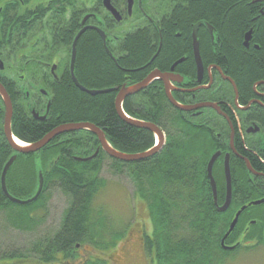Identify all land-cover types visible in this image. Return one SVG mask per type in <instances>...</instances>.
<instances>
[{
    "label": "flooded vegetation",
    "instance_id": "obj_1",
    "mask_svg": "<svg viewBox=\"0 0 264 264\" xmlns=\"http://www.w3.org/2000/svg\"><path fill=\"white\" fill-rule=\"evenodd\" d=\"M108 2L116 14L104 0H0V86L12 107L11 130L13 122L56 124L52 129L66 123L88 122L63 120L55 102L60 87L73 86L80 90L74 76L84 87L79 77V60L87 37L93 36L119 76L113 74L104 88H84L109 89L105 93H114L115 100L123 86H134L154 75L145 88L124 98L123 111L127 101L139 116L125 112L128 117L151 122L162 131L164 141L158 152L167 145V127L175 129L174 145L179 153L183 135L192 139L195 163L204 166L202 181L209 186L215 207L207 166L212 155L218 153L211 176L216 203L220 206L226 195L227 157L231 181L229 207L236 206L232 219L244 207L239 218L245 215V227L262 222L263 244L257 248H264V0ZM234 12L242 13L239 45L231 40L229 32V20ZM100 33H104V39ZM138 35L148 45L140 65L126 59H130L127 45ZM229 49L239 60H251L253 67L234 74ZM249 75H252L250 82ZM5 110L0 94V137L3 138ZM72 132L55 138L63 140V134ZM151 134L154 142L156 137ZM98 147L90 155L73 158H87ZM100 151L110 160L137 162L110 157L101 148L94 158ZM254 201L261 202L253 204ZM146 236H141L144 255ZM238 244L251 246L254 241L238 240L230 246L234 249ZM76 246L78 256L81 248L87 255L91 252L85 246Z\"/></svg>",
    "mask_w": 264,
    "mask_h": 264
},
{
    "label": "trees",
    "instance_id": "obj_2",
    "mask_svg": "<svg viewBox=\"0 0 264 264\" xmlns=\"http://www.w3.org/2000/svg\"><path fill=\"white\" fill-rule=\"evenodd\" d=\"M241 16V12H234L229 20L231 40L238 45L241 38ZM147 49L145 38L138 35L127 45L130 59H126L140 65ZM229 53L233 56L230 65L234 74L241 69L249 71L253 67V62L248 58L239 60L232 50L229 49ZM79 70V77L85 84L83 86L90 89L104 88L114 75L119 76L113 72L112 62L93 36L86 39ZM249 77L250 82L252 75ZM113 102L112 92L90 96L73 86H65L58 91L55 108H59L61 118L65 121L96 124L108 143L117 150L129 153L150 148L154 143L151 132L134 128L122 120ZM123 107L128 115L139 117L127 101ZM55 125L13 122L12 132L21 140L31 143L42 138ZM183 136L181 153L174 145L175 129L167 127V145L161 152L134 164L111 159L110 167L118 175L125 173L131 176L137 186L136 193L147 206L152 232L150 237H145L144 247L147 253L154 254L156 264H224L228 255L243 248L245 251L255 249L263 244V225L258 221L255 225L245 227L246 217L241 216L224 243L230 246L241 240L244 243L254 241V244H238L233 250L227 251L222 249L220 240L232 221L236 206L232 205L225 212L217 211L211 201L210 188L203 183L204 166L195 163L192 153L194 143L186 135ZM61 139L55 138L35 153L18 154L11 149L5 138L0 137V176L9 157L14 153L17 155L6 176L7 189L12 196L21 199L31 197L37 189L38 171L42 172L44 178L41 195L28 205L10 202L2 193L0 185V211L5 210V219L10 225L18 229L29 228L33 220L28 212L37 203H42L45 191L52 186L58 187L70 199L61 227L52 237L39 239L28 252L19 247L0 248V264H27L33 260L41 264H110L98 253L96 257L88 256L84 260L75 261L78 256L76 244L86 238L95 242L100 233L97 221L91 217V199L103 186L99 173L100 158L104 154L100 151L96 158L86 162L73 158L74 155H90L99 145L98 139L89 131L63 134ZM114 245L111 242L109 246Z\"/></svg>",
    "mask_w": 264,
    "mask_h": 264
},
{
    "label": "rangeland",
    "instance_id": "obj_3",
    "mask_svg": "<svg viewBox=\"0 0 264 264\" xmlns=\"http://www.w3.org/2000/svg\"><path fill=\"white\" fill-rule=\"evenodd\" d=\"M110 165L109 157L100 158L99 177L103 179V186L91 199V217L97 221L100 233L95 242L86 238L77 243L91 252L87 255L81 248V256H77L75 261L84 260L88 256L96 257L98 253L110 264H156L154 254L145 252L144 255L141 246V236L150 237L152 232L147 206L136 193L137 186L131 176L115 174ZM69 205V197L58 187L52 186L45 191L42 203H37L28 212L33 220L29 228L13 227L5 219V210L0 211V248L19 247L28 252L39 239L52 237L59 230ZM111 242L115 245L109 246ZM85 254L87 256L84 258ZM226 259L224 264H264V248L256 251L248 249L247 252L228 255ZM31 262L27 264H41L34 260Z\"/></svg>",
    "mask_w": 264,
    "mask_h": 264
},
{
    "label": "water",
    "instance_id": "obj_4",
    "mask_svg": "<svg viewBox=\"0 0 264 264\" xmlns=\"http://www.w3.org/2000/svg\"><path fill=\"white\" fill-rule=\"evenodd\" d=\"M108 1L109 0H104V3L108 6L109 9H111L116 14V12L113 10V8L109 5ZM100 35L102 36L103 39L105 38L104 33H100ZM153 76L154 75L146 78L145 80H143L140 83L135 84L134 86H131V87L123 86L122 89L119 90V92H118V94L114 100L115 109H116L118 115L120 116V118H122L124 121L130 123L131 125H134L136 127L145 128V129L150 130L151 132L154 133V135L156 137V143L150 149H147L145 151L138 152V153H122V152H119L108 143V141L106 140L102 130L99 129L94 124L89 123V122L66 123V124L60 125L54 129L50 130L48 133H46L42 138H40L37 141L31 142V143L24 142L23 140L16 137L12 133V130H11L12 107H11L8 95L6 94L4 88L2 86H0V94L2 95L3 100L5 102V105H6L4 124H3V133L5 136V139L8 142V144L10 145L11 149H13L16 153H18V154H31V153H35V152L41 150L42 148H44L53 138H55L59 134L66 133V132H72V131H78V130H88L97 136L98 141H99V147L91 156H89L87 158H78L77 157V160H79V161H88V160L93 159L97 155L99 148H101L110 157H113V158H116L119 160H123V161H128V162L129 161H139V160L145 159L147 157H150V156L154 155L156 152H158L160 150V148L162 147V144L164 141V135H163L162 131L155 124H153L151 122H143V121H139V120L132 119V118L128 117L122 109V102L126 96L133 94V93H136V92L140 91L141 89L145 88L147 86V84H149V82L151 81ZM73 81L80 88V90L85 91L88 94L93 95V96L96 94H99V93H105V92L109 91V89L108 90H87L78 84L75 76L73 77ZM217 156H218V153L212 155V157L209 160L208 166H207V171H208V176L211 179L212 192H213V197H214V201L216 204V208L219 212H224L228 209L230 201H231L230 172H229L228 159L226 157V162H225V176H226V180H227L226 195H225L224 203L219 206L216 203V189H215L214 182H213V179L211 176V167H212L213 161L215 160V158ZM16 157H17V155L15 153L13 155H11L9 157V159L5 162V164L2 168L1 176H0L1 190H2V193L4 194V196L10 202H12L14 204H18V205H28V204L36 201L38 199V197L41 195V193L43 191V187H44V178H43L42 172L38 171L37 189L31 197H29L27 199H21V198L12 196L7 189L6 176H7L8 170L10 169V167L12 166L14 161L16 160ZM259 202H261V201H254L252 203L253 204H259ZM243 210H244V207H241V209L235 213L234 218L230 222V225L228 227L227 232L224 234V236L221 239V246L224 249H232V247H226L224 245V241L227 238V236L230 234V232L234 229V227L238 221V218H239V216Z\"/></svg>",
    "mask_w": 264,
    "mask_h": 264
},
{
    "label": "bare ground",
    "instance_id": "obj_5",
    "mask_svg": "<svg viewBox=\"0 0 264 264\" xmlns=\"http://www.w3.org/2000/svg\"><path fill=\"white\" fill-rule=\"evenodd\" d=\"M21 142V141H20Z\"/></svg>",
    "mask_w": 264,
    "mask_h": 264
}]
</instances>
